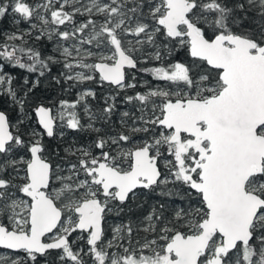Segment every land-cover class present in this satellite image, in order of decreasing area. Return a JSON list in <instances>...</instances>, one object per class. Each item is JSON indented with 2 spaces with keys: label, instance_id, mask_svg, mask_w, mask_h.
I'll list each match as a JSON object with an SVG mask.
<instances>
[{
  "label": "snow or ice",
  "instance_id": "snow-or-ice-1",
  "mask_svg": "<svg viewBox=\"0 0 264 264\" xmlns=\"http://www.w3.org/2000/svg\"><path fill=\"white\" fill-rule=\"evenodd\" d=\"M6 18L0 99L23 115L0 110V264H264V0H0ZM54 67L103 107L81 88L33 125ZM138 85L121 130L97 127ZM57 127L96 136L61 156Z\"/></svg>",
  "mask_w": 264,
  "mask_h": 264
},
{
  "label": "trees",
  "instance_id": "trees-1",
  "mask_svg": "<svg viewBox=\"0 0 264 264\" xmlns=\"http://www.w3.org/2000/svg\"><path fill=\"white\" fill-rule=\"evenodd\" d=\"M251 26L255 27L254 24ZM11 27H12V25H11V19L10 18H6L5 20L0 21V28L10 29ZM37 46L39 48L43 49L46 53L51 51V46L48 45L46 41L38 42ZM57 72H58V69L54 67L51 74H46L44 77H40L39 78L40 79L39 85L36 88H34L32 90V92L29 94V96L27 98L28 103L25 105V108L30 111L31 119L34 118V114L32 112V107L37 102L41 101L44 103L52 104L58 98H64V99L72 101V100L76 99V92L80 88H82L86 85H89V84L94 86V88H95L94 91L97 93V96H96V99L89 98L88 103L92 107L93 111L98 112L99 109L103 107V101H104V98L106 97L104 92L105 91L110 92L111 90L109 88L106 87V90H105L104 88L99 87L94 82H88L84 85H80L76 88H71V89H68L66 91L65 88H67V85H63V82H61V84H57L54 80L51 79L52 76L57 75ZM12 75L14 77L15 85L17 87L22 85L23 78L25 76H27L29 78L30 82L36 79V74H29L23 70H14V71H12ZM141 78L150 79L149 77L143 76V74H138V79H141ZM30 86H31V83L29 84V87ZM140 90H142V86L138 85L136 90H128L126 92H123V91L120 92L116 98V101H115L116 112L112 115L111 122L107 123V124H103V125L98 123L96 126L97 127H103L105 131H108L114 125L115 130H117V131L121 130L120 125H119L120 113L123 111H134L135 110L131 104L125 103L124 97L126 95H133L134 91H140ZM113 94H115V93H113ZM0 108L4 109L11 119L13 118V110H15V109H13L8 104L7 98L0 99ZM33 123H35V122H33ZM58 130L64 131V133H65V137H64L63 142L59 139V136H57L56 138L51 139V140H49L48 138H45V142L48 143L49 145H51L52 148H55L57 145H60L61 146V151H60L61 156H64V154H65L62 149H63L64 143L67 142L68 140L75 138L78 143L87 144L91 141V139L95 138V136H96V133L90 132V131L75 132V131L69 130L67 128L61 129L58 127V129L56 130L57 133H58ZM69 158L74 159V157H69ZM157 199L158 198L155 196V194L141 195V197H140L141 201H147V203L145 204V209H147L148 204L155 203ZM169 203H170V206L178 207V206H180L181 201L175 200V201H170ZM135 211L137 214H139V212H140L139 209H136ZM110 217L112 219L118 218L114 215L110 216ZM119 218L122 219V217H119Z\"/></svg>",
  "mask_w": 264,
  "mask_h": 264
},
{
  "label": "rangeland",
  "instance_id": "rangeland-1",
  "mask_svg": "<svg viewBox=\"0 0 264 264\" xmlns=\"http://www.w3.org/2000/svg\"><path fill=\"white\" fill-rule=\"evenodd\" d=\"M11 29V28H10ZM82 88H89V87H87V86H84V87H82ZM81 90V88L78 90V91H80ZM77 91V92H78ZM76 92V93H77ZM108 95V94H107ZM106 95V96H107ZM61 100H67V99H64V98H58V99H56V101L54 102V103H52V108L54 109V110H56V109H58V105H59V102L61 101ZM68 101H70V100H68ZM25 111H27L28 112V114H29V116H30V111L29 110H27L26 108H25ZM18 115H23V113H18L16 110H13V120H15L16 118H17V116ZM32 123H33V120H32ZM33 125H35L34 123H33ZM58 129V128H57ZM60 132V130H58V133ZM80 144H82V143H80ZM65 155V154H64ZM74 159H75V157H74Z\"/></svg>",
  "mask_w": 264,
  "mask_h": 264
},
{
  "label": "flooded vegetation",
  "instance_id": "flooded-vegetation-1",
  "mask_svg": "<svg viewBox=\"0 0 264 264\" xmlns=\"http://www.w3.org/2000/svg\"><path fill=\"white\" fill-rule=\"evenodd\" d=\"M87 87H89V88H91V89H93V90H95V88H94V86L93 85H91V84H89V85H86ZM104 89L106 90V87H104ZM104 90V91H105ZM105 93V95H107V94H109V92L108 91H105L104 92ZM41 102V101H40ZM39 102H37L35 105H33V107H32V109L38 104ZM42 103H44V102H42ZM44 104H49V105H51V107H52V104H50V103H44ZM31 114V113H30ZM34 114V113H33ZM33 120V122H35V116H34V118L32 119ZM35 124V123H34ZM58 128V127H57ZM57 130V129H56ZM118 219V220H117ZM117 219H112L111 217H109V219H108V224L109 225H111L112 223H114V222H118L119 220H120V218L118 217Z\"/></svg>",
  "mask_w": 264,
  "mask_h": 264
},
{
  "label": "water",
  "instance_id": "water-1",
  "mask_svg": "<svg viewBox=\"0 0 264 264\" xmlns=\"http://www.w3.org/2000/svg\"><path fill=\"white\" fill-rule=\"evenodd\" d=\"M40 103H42V102H39L38 104H40ZM44 104V103H43ZM46 106H48V107H51V105H49V104H45ZM0 110H4V109H2V108H0ZM5 111V110H4Z\"/></svg>",
  "mask_w": 264,
  "mask_h": 264
}]
</instances>
